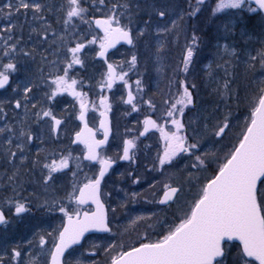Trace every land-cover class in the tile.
<instances>
[{
	"label": "snow or ice",
	"instance_id": "1",
	"mask_svg": "<svg viewBox=\"0 0 264 264\" xmlns=\"http://www.w3.org/2000/svg\"><path fill=\"white\" fill-rule=\"evenodd\" d=\"M205 2L206 0H195L193 3L192 0H187L186 11H178L179 5L174 4L164 5L162 10L158 8L155 15L163 18L167 23L162 21L161 26L157 27V32L167 34L180 26L178 21L184 22L185 18L188 20L196 18ZM253 4L256 7H253ZM93 7L100 16L93 15L86 19ZM45 10V6L39 0H3L0 3V13H5L9 20L14 15L26 16L28 12H32L34 17L39 16L40 19H44ZM141 10L143 9L139 4L133 7L131 0H116L110 7L105 0H88L87 6L85 0H67L66 7L61 6V11L64 12L62 23L66 27L75 28L74 19L79 18L81 23L89 26V29L94 31L98 28L101 32L92 35L90 39H84V34L78 31L71 33L75 36V41L74 46L67 49L70 59L63 62L62 69L56 67L55 61L50 62L52 71L48 76L43 77L50 88V92L45 93V96L54 99L57 95L69 93L77 98L79 105L76 119L81 122L82 127L74 133L72 142L82 144L86 151V159L97 161L100 167L93 177L86 178L82 185L74 186L65 197L69 203H75L74 209L69 210V207L62 202L48 199L35 205L37 208H47L49 211L53 208L58 209L63 214V222L51 232L43 231L35 234L34 240L39 246V254L29 253L26 264H66L65 253L73 245L80 244L86 233L112 232L109 211L115 213L116 209L106 206L102 198L105 194L101 189L106 173L115 163L111 157L101 156V149L107 145L112 134V122L109 116L112 104L104 95L99 96L98 105L90 102L87 93L78 90L83 87V82L71 76L70 71L75 65H83L80 53L90 45L98 44L97 54L105 59L108 50L115 48L121 41L133 45V25ZM226 10H237L235 14L229 13L228 20L221 21V27L228 34H232L235 31V19L245 11L256 13L258 10H264V0H217L211 15L215 17ZM172 15H175L176 19L169 20ZM151 18L149 16V20L144 21L148 27H151ZM17 27L14 23L0 26V40L5 44L6 57L16 52L21 42L16 38ZM50 27L49 25L48 28ZM144 34L145 29L136 32V36ZM43 36L47 40L48 29H45ZM58 39L61 45L66 43L64 35H60ZM199 40L200 37L192 31L191 41L186 45L182 56V67L178 66L177 74L180 72L186 74L189 71ZM225 53L236 56V49L225 45ZM24 55L30 56L31 52H25ZM257 56L260 67L264 68V48L257 53ZM251 60L256 61L257 57L253 56ZM125 63L131 70L137 64V56L133 54L128 61L108 63L101 90L104 88L111 90L118 80L123 81L127 87V99L121 98L123 103L131 105L133 111H139L133 85L127 81L128 72L123 71ZM226 63L230 62L226 61ZM0 68L3 69L0 70V89H4L9 85V73L16 71V64L9 61L7 64H0ZM141 84V80L135 81L137 92L142 91ZM231 84V80H226L217 87L216 91L219 93L222 89L224 95L232 97L236 93ZM178 85L175 98L164 101L163 122L158 123L148 115L142 122L143 131L139 133V136H144L151 129H156L163 141L162 149L157 153L156 160L152 164V170L163 171L166 167H174L176 158L185 154L189 160L183 168L186 182L163 183L162 194L155 201L167 205L172 211V216L170 219L167 216L161 219L155 213L150 217L138 216L131 220V225L138 226L141 222L154 219L156 239H150L145 233L144 238L133 246L122 242H111L106 246L92 244L91 247L96 250L93 255L102 251L106 258L105 264H250L249 258L264 264V80L257 84L255 91L247 98V115L242 122L236 124V127H240V131L236 133L235 142L229 141V144L223 142L233 130L232 121L236 119L235 114L230 110L225 111L222 118L217 119L210 126L203 122L208 120V117L200 114H197L196 119H190L186 123L185 109L189 106L195 107L193 91L196 85L190 84L187 80L178 81ZM23 91L25 99H28L32 87H25ZM143 102L150 109L155 110L156 106L151 99ZM21 106V101L16 100L15 107ZM230 107L225 105L226 109ZM90 110L99 112L98 127L89 126ZM41 115L51 119V130L58 133L64 121L53 115L51 109L42 110ZM168 125L171 127L169 128ZM0 133L6 134L7 148L3 155L8 161L15 160L17 152L21 154V162L27 160L24 148L25 143L32 139L31 133L23 128L17 133L14 126L0 127ZM97 133H102L103 138L98 139ZM13 136L21 142L14 144L11 138ZM137 139L139 137L123 141L120 159H134L133 150L137 148ZM205 143L221 144L220 154L201 151ZM12 147H15L16 151H12ZM72 159V153L69 152L67 155H62L59 161L53 160L43 164L42 167L48 171L42 182L47 186L53 179L52 174L68 168ZM213 159L222 162L212 169L210 175H196L197 172H207ZM34 164L39 165V159L34 161ZM19 174V169H15L7 176V181L13 185L14 192L18 187H22L17 180ZM140 182V177L133 179V183ZM150 187L154 188L155 184ZM139 195V193L131 194L133 199ZM18 196L17 192L16 196L0 202V225H7L10 222L5 215L6 211H12L14 216L19 217L32 210L33 205L27 198H17ZM233 241H238L239 244L233 245ZM28 244L32 246L33 241H28ZM12 260L18 261V264H25L18 248L11 250L8 261L0 258V264H11Z\"/></svg>",
	"mask_w": 264,
	"mask_h": 264
},
{
	"label": "rangeland",
	"instance_id": "2",
	"mask_svg": "<svg viewBox=\"0 0 264 264\" xmlns=\"http://www.w3.org/2000/svg\"><path fill=\"white\" fill-rule=\"evenodd\" d=\"M2 2L3 0H0V3ZM39 2L46 8L43 13L44 19H40L39 16L34 17L32 12H28L26 16L23 14L14 15L9 20L5 13H0V26H6L8 23L16 24L18 26L15 30L16 38L21 41L16 52L6 57L4 55L5 44L3 40H0V64H7L9 61L16 64V71L9 73V85L0 89V108H2L0 127L14 126L17 133L23 128L32 135L31 141L25 143L24 155L27 156V160L21 162V154L17 152V158L9 162L3 155L7 148L6 134L0 133V202L16 196L18 192L17 198H27L28 202L33 205L30 212L19 217L14 216L12 211L5 212L10 222L0 227V258L8 261L11 250L18 248L25 264L29 253L39 254V246L34 240L35 234L43 231L51 232L63 222V214L58 209L53 208L49 211L47 208H37L35 205L48 199L62 202L69 207V210L74 209L75 203H69L65 197L73 190L74 186L82 185L86 178L93 177L100 167L98 162L92 164L85 160V149L81 145L72 144L73 134L81 126V122L76 119L79 101L69 93H62L54 99H48L45 93L50 92V88L43 79L52 71L50 62L55 61L56 67L62 69L63 62L70 59L67 49L74 46L75 41V36L71 33L78 31L80 34H84V39H90L92 35H97L100 32L96 29L94 31L89 29V26L81 23L79 18L74 19L75 28L66 27L62 23L64 12L61 11V6L66 7L67 0H39ZM87 2L88 0H85L86 6ZM105 2L108 4L107 0ZM145 3V5L143 2L136 3L143 10L139 11L133 25L134 44L131 47H120L109 55V60L113 64L130 60L133 54L137 56L136 66L130 70L125 63L123 71L128 72L127 81L133 85V93L137 96L139 111H133L131 105L123 103V100L127 99V87L123 81L118 80L111 90L106 88L101 90L107 71L104 62L96 58V53L99 50L98 44L86 47L80 53L83 65H75L70 71L71 76L83 82V87L78 90L87 93L90 102L98 105L99 96L104 95L109 98L112 104L109 116L113 119L114 134L109 147L101 152V156L111 157L117 161V165L102 181V193L105 194L103 199L110 209H116L115 213L109 211L112 232L107 235L87 237L82 246L76 247L67 254V264H105L104 253L100 251L93 255L96 250L91 247L92 244L106 246L111 242H122L125 245L133 246L144 238L145 233L150 239L157 238L154 231L156 227L154 219L141 222L138 226H132L130 222L138 216L150 217L153 213L161 219L165 216L171 218L172 211L168 206L155 201L162 194L163 183L186 182L183 168L185 164L189 163V160L185 154L183 157L176 158L174 167H166L163 171L152 170V164L156 160L157 153L162 149L163 141L156 129L149 134L139 136V133L143 131L142 122L146 116L151 115L158 123H162L164 101L175 98L179 86L178 81L187 80L190 84L196 85V89L193 91L195 107L189 106L185 109L184 121L187 123L190 119H196L197 114H200L208 117V120L203 122L208 123L209 126L215 123L217 119L222 118L225 111H228L224 101L226 95H223L222 89L219 93L216 91L217 87L224 82L222 72L225 68H222L223 63L219 62V59L228 56L226 60H233L234 63L235 61L240 62L247 56L248 50L243 51L232 39V34H228L221 27V21L228 20L229 13L237 12V10H226L224 13L216 15L218 28L223 34L221 42L214 44V47L202 46L201 48L199 47L201 44L198 43L189 71L186 74L182 72L177 74L178 66L182 67L184 49L191 41L189 30L184 28L187 18L184 22L178 21L180 26L177 29L163 34L157 32V27L161 26L163 18L156 16L155 12L158 8L162 10L163 6L167 4L179 5L178 11H186L187 0H145ZM108 6L110 7V5ZM91 13H94L95 16L100 15L93 7L86 19L90 18ZM149 16L152 17L151 27L144 23L149 20ZM243 16L244 13L235 19L234 33L237 38L245 40L247 44L254 38L242 35V33L246 34ZM172 19H176V16L169 17V20ZM163 22L167 23V21ZM49 25L50 28H48ZM34 29L35 31H33ZM45 29H48L47 40L43 36ZM140 29H145V34L136 36V32ZM60 35H64L66 43L63 45L58 39ZM69 41L71 43H68ZM236 41L238 42L237 39ZM231 44L236 49V56L225 53V45L231 48L233 47ZM262 44L264 45V42ZM25 52H31V55L26 56ZM257 53L253 52L251 56L248 55L249 60L253 56L257 57L256 61L251 60V65H255L251 75L252 89L261 80H264L263 68L258 63ZM215 57H218V60H215ZM212 60H215L217 64L215 65ZM231 69L229 70L230 74ZM0 70L3 69L0 68ZM238 77L236 86L241 81V78ZM137 79L142 81V91L140 92L136 91L135 81ZM25 87H32V92L28 93V99H25L23 91ZM149 99L156 106L154 111L143 102ZM16 100L21 101L20 108L15 107ZM34 105L35 107H33ZM47 109H51L53 115L64 121L58 133L51 130V119L41 115L42 110ZM234 114L236 119L232 121L233 130L228 134V139L223 142L224 144H229V141L235 142L236 133L240 131V127H236V124L242 122L247 115L246 106L243 113L235 112ZM88 119L89 124L96 127L100 119L99 112L90 110ZM168 127L170 128L171 125ZM136 137L139 139L136 140L137 148L133 150L134 159L120 161L123 141ZM11 138L14 144L21 142L14 136ZM221 147V144L205 143L201 151L220 154ZM12 151H16L15 147H12ZM69 152L73 156V159L69 161V167L54 172L53 179L46 186L42 181L48 170L44 169L42 165L53 160L59 161L62 155H67ZM77 157L79 159H76ZM37 159L40 161L39 165L34 164ZM220 162L222 161L213 159L207 172H197L196 175H210L212 169ZM15 169H19L20 174L17 180L22 185L17 188L16 192L13 191V185L7 181V176L11 175ZM135 177H140L141 182L133 183ZM152 184H155L154 188L150 187ZM132 193L140 195L133 199ZM30 240L33 241L32 246L28 244ZM11 264H18V261L12 260ZM250 264L254 263L250 262Z\"/></svg>",
	"mask_w": 264,
	"mask_h": 264
},
{
	"label": "trees",
	"instance_id": "3",
	"mask_svg": "<svg viewBox=\"0 0 264 264\" xmlns=\"http://www.w3.org/2000/svg\"><path fill=\"white\" fill-rule=\"evenodd\" d=\"M115 2L116 0H107L108 5L110 6ZM131 2L133 6L134 4L141 2H143V5L146 4L145 0H131ZM192 2L195 3V0H192ZM216 3L217 0H206L205 4L202 6L201 12L196 16V18L186 20V26H184V28H187L190 34L192 33V31L196 32V34L200 37V40L198 42L201 44L199 46L200 48L202 46L214 47L213 45L221 42V39L223 38V34L218 28V23L216 22V16L213 17L211 15V11L215 7ZM252 6L255 7L254 5ZM243 13L244 16L242 18L244 19V26L246 27L245 37L252 36L254 39L249 40L246 44L245 40L237 38L236 33H232L231 36L232 39L235 40L236 45H238L243 51L246 52L248 50L247 56L240 62L235 61L234 63L233 60H226V57L228 56H224L219 59V62L223 63L222 68H225L222 72L224 76V78L222 79L224 81L231 80V87L235 90L236 93V95L232 97L225 96L224 98L225 103L231 106L228 110L232 111L233 113L244 112L245 106L247 104V98L256 89V86L253 89L251 87V75L253 67L251 66V60L248 59V55L251 56L253 52L257 53V51L261 50V46L263 45L262 42H264L262 41L264 39V14L260 10H258L256 13H248L246 11ZM93 15L94 13H91L89 15L90 18ZM236 39L238 40V42L236 41ZM215 60H218V57H215ZM215 60L212 61L216 65L217 62ZM226 61H229L230 63H226ZM230 68H232L231 74L229 72ZM234 69L235 72L233 73ZM262 72L264 74V68ZM238 75H240L239 77L241 78V81L239 82V85L236 86V78L238 77ZM232 244L237 245L238 243L232 242ZM250 262L257 264L254 260H250Z\"/></svg>",
	"mask_w": 264,
	"mask_h": 264
},
{
	"label": "water",
	"instance_id": "4",
	"mask_svg": "<svg viewBox=\"0 0 264 264\" xmlns=\"http://www.w3.org/2000/svg\"><path fill=\"white\" fill-rule=\"evenodd\" d=\"M260 11H262V12L264 13V10H260ZM97 17H99V15H98ZM96 30H98L99 32H101V30L98 29V28H96ZM124 46H125V47H131L132 45H129V44H127V43L124 42V41H121L119 44L116 45L115 48H112V49H109V50H108L107 59L102 58V57H99L98 54H97L99 50L97 51V53H96V58H97L98 60L104 62V64L106 65V71H107V64H108V63H112V62L109 60V55H110L112 52H114L115 50H117L118 48H120V47H124ZM110 119H111V122H112V134L109 136V140H108L107 145H105V146L101 149V151L109 146V144H110V142H111V139H112V137H113L114 129H113V121H112L111 116H110ZM98 125H99V123H98ZM98 125H97V127H98ZM89 126L94 127V126H92V125H90V124H89ZM80 127H82V125H81ZM152 131H154V129H151V130H150L148 133H146V134H149V133H151ZM73 138H74V134H73ZM97 138H98V139H102V138H103L102 133L100 134V136H99L98 133H97ZM72 141H73V140H72ZM72 143H73V142H72ZM73 144H74V145H77L78 143H73ZM78 145L83 146L82 144H78ZM83 147H84V146H83ZM121 156H122V155H121ZM85 159H86V151H85ZM86 160H87V159H86ZM87 161H89V160H87ZM114 161H115V160H114ZM121 161H124V160L121 159ZM89 162H91V163H93V164H94V163H97V161H89ZM115 165H116V161H115V163L112 164V167L108 170V172L106 173V175L109 174V173L112 171V169L114 168ZM101 189H102V185H101ZM102 198H103V197H102ZM104 202H105V201H104ZM105 204H106V206H107V203H106V202H105ZM161 205H162V204H161ZM85 207H87V206H85ZM109 223H110V221H109ZM1 226H2V225H0V227H1ZM110 227H111V225H110ZM107 233H110V232L91 231V232L85 234V238H84V240H85L89 235H93V234H107ZM84 240H82L81 243L78 244V245H73V246H72V247H71V248L65 253V257H66V255L68 254V252H69L71 249H73V248H75V247H78V246H81V245L83 244ZM236 242H238V241H236ZM238 243H239V242H238ZM249 259H253V260H254V258H249ZM256 262L259 264L258 261H256Z\"/></svg>",
	"mask_w": 264,
	"mask_h": 264
}]
</instances>
